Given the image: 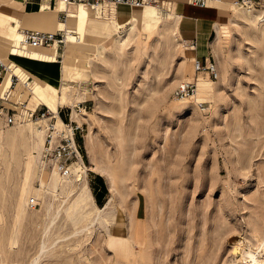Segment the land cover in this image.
Here are the masks:
<instances>
[{"label": "rangeland", "instance_id": "rangeland-1", "mask_svg": "<svg viewBox=\"0 0 264 264\" xmlns=\"http://www.w3.org/2000/svg\"><path fill=\"white\" fill-rule=\"evenodd\" d=\"M251 1L254 13L264 11V0ZM152 4L161 18L151 25L94 30L87 44L72 46L85 53L62 83L70 104L60 105L61 116L70 108L84 116V165L74 166L72 179L40 165L32 130L38 125L19 104L27 112L44 105L25 91L7 98L14 103L2 101L21 108L13 123L0 116V264H240L233 246L260 243L264 21L240 13L233 26L239 5H228L229 30L209 45L218 70L212 79L194 73L196 49L181 39L183 22L199 20L175 19L173 0ZM192 79V99L176 98L177 85ZM20 80L40 86L27 75ZM51 176L58 181L48 185ZM95 183L106 189L95 194ZM109 197L111 206L91 223Z\"/></svg>", "mask_w": 264, "mask_h": 264}, {"label": "bare ground", "instance_id": "bare-ground-1", "mask_svg": "<svg viewBox=\"0 0 264 264\" xmlns=\"http://www.w3.org/2000/svg\"><path fill=\"white\" fill-rule=\"evenodd\" d=\"M183 1L187 3L189 2V0H183ZM214 1L218 3L222 2V0H214ZM251 4H253L251 0H243V2L236 1L234 5H239L237 7V10H239V12L235 13L234 15L235 20L234 19L229 20L230 24H233V26L237 25V21L241 20L240 13L258 18L259 22L263 23L262 21H264V11H261L260 13H254ZM59 5L60 6L62 5L63 7L59 8L58 7ZM46 6L52 9L51 11L57 13L58 15L60 11L65 10L66 20L65 18L63 19L65 21L54 20L53 24L46 25V23H44L45 25L43 26L40 25V22L42 20L37 18L35 19V21L39 22L38 26L25 24L21 21V28L18 29L20 32H15L11 42H9L8 44L0 43V55L8 60V62L6 63L5 60H2V58L0 57V61L6 67V70L3 73V78L2 80L0 79V94H3L8 97L12 95L19 96L25 91L29 93L30 96H32V101L36 102L37 104H43L45 107L48 108L50 112L54 113L57 119V123L61 124V119L57 115L58 106L70 104L69 97L65 93L62 86L63 81H65L64 77L67 76V72L69 73V71H71L76 67L78 56L79 55H81L82 57L85 56V53H75L76 51L72 49L73 44H75V47H81V45L79 44H83V45L87 44L86 40L88 34L90 32H94V30H104L110 33L116 30L121 23H125V22H131V23L156 22L157 18H161L160 16L161 11L157 10L158 13L156 17L155 15L156 13L153 10L155 8H158V5H154L152 3H146L139 6H135L132 4L122 3L114 8H111L108 11V12H112L117 7L121 6L118 9L117 16L114 14V16H107L105 17V19L104 18L96 19L94 18L92 12L87 11L89 9L83 4L70 6L77 8L76 10H70V11H67V8H69L68 6H65L62 2H59L58 0H54L52 5L46 4ZM46 6L41 5L40 9L47 10L48 8ZM131 7L140 8V9H132ZM172 15L177 20L182 18L176 12H173ZM164 18L165 17L163 16L162 19L164 20ZM167 19L168 18H165V20ZM227 23L215 25V36L212 39L211 42L212 45H214L217 42L219 43L223 29L229 30ZM25 30H40V31H48V32H56L57 30H63L65 32L64 35H65L66 47L64 53L62 54L61 59L55 60L49 56L37 57L32 53L33 50H40L41 47H49V48L57 47L56 43L51 44L49 46L41 45L38 46V48L27 49L28 51H25L24 46H22L20 42L22 40L23 32ZM72 30L76 31V33L78 34L77 38L72 37L71 35ZM182 41L185 43L184 40ZM15 47L19 49L18 54L13 53L12 51L13 48ZM195 47H189V50L192 51L196 49ZM47 51H50V49H47ZM24 75H27L28 77H32L34 81L40 83V86H37V84L34 82H33L34 84L32 83L33 84L32 85L29 82L21 81L22 79L20 80V77H23ZM12 76H15L17 78V82L15 84H12ZM196 91H197V83H196ZM20 105H22V109H21L22 114L26 113L27 112L25 110L26 105L24 104H20ZM16 109H20V107H17ZM72 110L73 109L71 108L70 118L71 120L77 118L78 120H73V121H75L78 124L79 123L78 121L81 119L83 120L84 116L83 115L78 116L74 111L72 112ZM181 110L187 111L188 108L181 106ZM32 130L35 135V139L37 141L36 153L38 154L40 153V149L44 139L43 133L39 128L36 129L33 128ZM57 181L58 180L54 176H51L47 180L48 185L51 183H56ZM110 192L112 196H114L116 193V191L115 190L113 191V189H110ZM111 199L112 198L109 197L105 201L104 206L102 205L103 207H97V208L95 207L96 211L91 219V223L94 221L97 222L99 217L102 216V214L104 213V211L107 210L109 206H111L112 204ZM233 247L236 248L239 252L238 257L240 258H238L237 261L240 262V264H264V236L261 237L260 243L257 244L256 249H252L250 247H241L239 243L235 244V246Z\"/></svg>", "mask_w": 264, "mask_h": 264}, {"label": "built area", "instance_id": "built-area-1", "mask_svg": "<svg viewBox=\"0 0 264 264\" xmlns=\"http://www.w3.org/2000/svg\"><path fill=\"white\" fill-rule=\"evenodd\" d=\"M65 6L67 5H79L83 4L93 12H100L101 14L107 13L111 8L116 7L119 4H132L139 6L146 3H156V0H58ZM191 3L198 7H204L207 5V0H190ZM243 0H239V2ZM60 13V19L65 18L66 12L62 10ZM64 31L57 30L56 32L40 31V30H25L21 42L22 46L28 45L31 47H38L41 45L49 46L56 43L57 47L63 46ZM189 47H195V42H190ZM193 71L195 74L203 73L216 79L218 76V70L213 61L201 60L197 57L193 59ZM6 67L0 61V79L3 78V73ZM17 82V78L12 76V84ZM196 92V82L194 79L191 81H181L176 89L175 96L179 99H192ZM1 101H5L0 98ZM78 103L77 105H79ZM203 102H198L199 108L203 107ZM20 105V104H19ZM18 105V106H19ZM22 107V105H20ZM20 107V108H21ZM63 107H58L57 115L61 119V124L57 123L56 116L50 112L47 107L37 108L36 111L26 112L24 117L27 120L38 125V128L43 133V143L38 155L40 165L46 170H55L56 173L66 180H70L76 174L74 166L84 165L83 154L78 141L80 126L70 118V113H64L61 116V110ZM6 109V113H4ZM71 109V108H70ZM11 111V113H9ZM19 114L18 110L12 108H6L0 105V116L4 115V120L7 124L15 122V117ZM22 114V113H21ZM68 116V120H66Z\"/></svg>", "mask_w": 264, "mask_h": 264}, {"label": "crops", "instance_id": "crops-1", "mask_svg": "<svg viewBox=\"0 0 264 264\" xmlns=\"http://www.w3.org/2000/svg\"><path fill=\"white\" fill-rule=\"evenodd\" d=\"M156 1L161 2L162 0H156ZM164 1H168V0H164ZM228 1H232V0H222V2L220 3L214 2L213 0H208L206 6L198 7V6L193 5L190 0L188 3L183 0H173V3H175V5L176 3H179L177 5L179 13L177 12L176 13L179 14L182 18L187 20V18L189 17L191 18L194 17L193 19L199 20L196 23H194V20H191V22L188 24H186L184 21L183 22L184 27L181 28L183 32V37H184V39L183 37L181 39L184 41H187L188 43L195 42L196 44V47H195L196 51H195L194 57H197L201 60L210 59V55H211L210 47L212 48V44H211L212 41L210 39H211V36L213 35V32H215V25L224 23L227 21V19L230 17V15H228V12L230 10V8H228V5L230 4L232 6H235L234 3L239 0H234L231 3ZM53 2L54 0H0V43L8 44L9 42H11L15 32H20L17 28H21V21L25 24H31V25H36V26L39 25V22L35 21L36 18L42 20L40 22L41 26L45 25L44 23H46V25L47 24L51 25L54 23V20L58 21V18L60 19V13L58 15L57 13L51 11L52 9L46 6V4L52 5ZM41 5L46 6L50 10L40 9ZM67 6L69 7L67 8V11L77 9L75 7H70V6H75V5H67ZM58 7L61 8L63 6L59 5ZM120 7L121 6L117 7L112 12H107V13L105 12L104 14H101L100 12L94 13L90 9L87 11L92 12L93 15L99 16V17H107L109 16L108 14H113L112 16H114L115 14L117 16V12ZM132 9H140V8H132ZM153 11L156 13L155 15H157V11L155 10ZM7 19L8 20L11 19V20L8 21ZM8 22H10L11 25L3 27L4 26L3 24L6 25L8 24ZM125 23H131V22H125ZM152 23L154 22H149V23L142 22L143 25H148V24L151 25ZM121 24H124V23H121ZM1 27H3L4 29H1ZM15 48H13L12 50L13 53L18 54L19 49L18 48L15 49ZM24 48H25L24 49L25 51H28L27 49H30V47L27 45H25ZM31 49H34V48H31ZM45 49H49V48L42 47L40 50H33L32 53L33 55L37 57L49 56L56 60L55 50L57 49L56 57H58L60 47L50 48V51H47ZM0 98L4 100V99H7L8 96L0 94ZM17 100H21V98ZM8 101L14 103V101H11V100H8ZM0 105L4 106L1 100H0ZM95 185L96 187H98L96 189L95 194L97 193L100 194L101 185L97 183H95Z\"/></svg>", "mask_w": 264, "mask_h": 264}, {"label": "trees", "instance_id": "trees-1", "mask_svg": "<svg viewBox=\"0 0 264 264\" xmlns=\"http://www.w3.org/2000/svg\"><path fill=\"white\" fill-rule=\"evenodd\" d=\"M78 141H79V138H78ZM102 187V186H101ZM104 190L106 189L105 186L102 187Z\"/></svg>", "mask_w": 264, "mask_h": 264}]
</instances>
